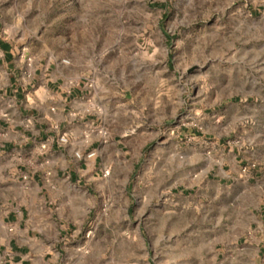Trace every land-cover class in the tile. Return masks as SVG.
<instances>
[{"label": "rangeland", "instance_id": "obj_1", "mask_svg": "<svg viewBox=\"0 0 264 264\" xmlns=\"http://www.w3.org/2000/svg\"><path fill=\"white\" fill-rule=\"evenodd\" d=\"M0 33L84 82L120 143L132 202L114 227L108 193L91 231L122 238L121 264H264V0H0Z\"/></svg>", "mask_w": 264, "mask_h": 264}, {"label": "crops", "instance_id": "obj_2", "mask_svg": "<svg viewBox=\"0 0 264 264\" xmlns=\"http://www.w3.org/2000/svg\"><path fill=\"white\" fill-rule=\"evenodd\" d=\"M90 106L84 82L57 61L19 53L0 33V264H121L122 238L110 249L91 230L111 222L108 193L118 195L113 225L120 228L124 197L132 202L133 194L113 185L115 174L103 176L108 148L119 162L122 149L96 125ZM212 170L220 182L234 178ZM240 176L259 178L257 171ZM258 220L262 259L264 214Z\"/></svg>", "mask_w": 264, "mask_h": 264}, {"label": "built area", "instance_id": "obj_3", "mask_svg": "<svg viewBox=\"0 0 264 264\" xmlns=\"http://www.w3.org/2000/svg\"><path fill=\"white\" fill-rule=\"evenodd\" d=\"M60 142H61V143H67L68 140H67L65 137H61V138H60ZM95 155H96L95 152H90V153L87 155V158L91 159V158L95 157ZM108 175H109V171L107 170V171L104 172V175H103V176H104V177H107Z\"/></svg>", "mask_w": 264, "mask_h": 264}]
</instances>
